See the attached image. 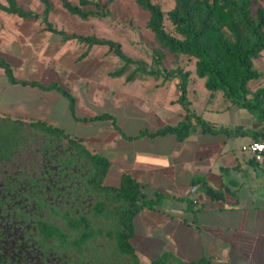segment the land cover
Returning <instances> with one entry per match:
<instances>
[{"label": "crops", "instance_id": "obj_1", "mask_svg": "<svg viewBox=\"0 0 264 264\" xmlns=\"http://www.w3.org/2000/svg\"><path fill=\"white\" fill-rule=\"evenodd\" d=\"M40 7L31 10L38 13ZM53 18L52 7L48 22L67 33ZM0 56L18 81L57 83L74 98L71 110L58 91L12 83L0 68V117L57 128L101 155L109 162L106 186H119L125 174L139 184L143 197L153 199L157 192L164 196L160 206L143 208L133 218L130 243L138 264H151L162 255L169 256L165 264L201 259L208 264H264V153L256 161L242 150L252 141L264 143V122L234 105L203 106L202 113L191 112L228 133L204 132L195 125L182 141L170 133L138 136L184 119L177 93L172 95V80L148 76L141 94L142 79L127 82L108 75L119 61L107 46L63 40L40 19L2 10ZM257 58L264 61V49ZM104 114L112 116L117 128L112 119L98 118ZM195 178L222 191V199L204 195L192 184Z\"/></svg>", "mask_w": 264, "mask_h": 264}, {"label": "trees", "instance_id": "obj_2", "mask_svg": "<svg viewBox=\"0 0 264 264\" xmlns=\"http://www.w3.org/2000/svg\"><path fill=\"white\" fill-rule=\"evenodd\" d=\"M36 1L43 7L38 13L23 8L17 0H5L6 4H0V10L21 18L40 19L47 30L60 34L63 40L76 39L88 47L107 46L119 61L108 73L110 77H124L127 82L146 76L178 78L176 89L180 94L176 102L185 110L184 119L176 125H167L154 132L141 131L138 136L170 133L178 141H182L195 125L201 126L204 132L228 133L226 128H213L189 110L186 96L189 71L182 70L181 67L164 72L159 67L151 69L143 60L126 55L119 42L92 34H67L56 30L48 22L52 1ZM60 2L70 15L88 21L108 16L110 0L103 3L100 0ZM136 3L148 13L146 27L157 43L153 52V61L157 66L164 59V52L174 57L188 56L194 60L196 75L204 79V85L211 93L221 91L232 105L247 110L258 121L264 122V85L258 84L253 90L249 89V83L261 77L253 60L264 49L263 7H257L253 11L251 0H173V7L165 13L152 0H136ZM166 21L171 31L166 29ZM0 68L12 83L21 82L58 91L68 99L70 109L73 110L74 98L61 85L52 83L43 86L35 81H18L10 65L1 56ZM98 118L112 119L117 128L112 116L104 114ZM93 119L95 117L84 120ZM25 129H29V132L25 133ZM239 129L241 128H235L236 131ZM35 134L41 136L35 150L37 159L30 167H23L18 162L21 150L27 148L26 144L36 137ZM61 138L66 140V147L57 143ZM108 167L109 162L104 157L89 152L57 128L41 122L0 117V264H74L70 261L73 256L66 251L74 249L82 252L88 235L83 233L78 239L69 241L61 230L43 220V211L58 202L71 209L75 206L85 208L90 201V189L106 192L113 200L121 203L114 212L117 229L113 244L122 254L130 257L134 264H138L130 243L133 218L143 208L155 209L160 206L164 196L157 192L153 199L143 197L139 184L125 174L121 176L119 186L104 185ZM192 184L198 185L204 195L212 200L223 197L222 191L211 187L202 178L193 179ZM182 199L190 206L193 205L190 198ZM94 209L100 214L104 205L97 203ZM65 217L70 227L77 225L69 212ZM81 220L85 229L88 228L85 220ZM53 239H58L60 244L52 246L50 241ZM168 257L162 255L151 261V264H165ZM202 262L208 264L203 259L189 264Z\"/></svg>", "mask_w": 264, "mask_h": 264}, {"label": "rangeland", "instance_id": "obj_3", "mask_svg": "<svg viewBox=\"0 0 264 264\" xmlns=\"http://www.w3.org/2000/svg\"><path fill=\"white\" fill-rule=\"evenodd\" d=\"M72 3H78V0H70ZM106 0H100L103 3ZM158 3L163 12H167L173 7V0H152ZM252 10L255 11L257 7L264 8V0H251ZM20 4L24 8H30L37 10L41 8L40 3L36 0H19ZM54 9V22L56 25L60 24V27L67 33H79V34H93L99 38L110 39L117 41L121 44L122 51L134 58L140 59L146 62L147 67L156 69L162 68L163 72L172 70L176 67H181L182 70L189 71V78L186 86L187 106L190 111L196 113H202L203 106H231L230 100L226 99L221 91L210 92L204 85V79L196 75L194 69V60L185 55L174 57L172 54L164 52V59L160 65L157 66L153 61V52L157 48V43L154 40L153 34L146 27L148 19V13L142 9L136 0H110L107 7L108 16L104 18H91L88 21H82L79 18L70 15L66 12L60 0H52ZM165 27L168 31H171L169 23L165 22ZM255 69L262 73V77L259 80H253L249 83V89L253 90L258 84L264 82V61L260 58L253 60ZM141 94L144 88V82L148 80V76L142 79ZM168 80V79H167ZM173 81L171 86L172 95L177 98L180 92L175 89L174 82H178V78L169 79ZM160 78L156 80L159 82ZM177 100V99H176ZM175 103V98H173ZM179 106L180 103L176 102ZM182 107V106H181ZM182 110L184 108L182 107ZM215 117L217 116L214 112ZM25 133L29 132V129L24 130ZM36 137L33 140H29L26 144L27 148H22L20 159L18 162L24 166H31L36 161L37 154L35 152L37 142L40 140V134H35ZM40 137V138H39ZM50 138V137H49ZM51 139V138H50ZM56 142L55 139H53ZM58 144L62 147H66V140L64 138L57 140ZM90 201L85 208L74 207L73 209L66 207L61 203H55L51 205L47 211H43V220L49 222L53 226L57 227L67 236L69 241L78 239L83 233L88 235L85 241L82 252H77L74 249H68L67 253L73 256V260H70L74 264H134L133 260L122 254L113 244V236L117 229L114 219L115 210L121 206V203L113 200L110 194L90 189ZM193 195V194H192ZM102 203L104 210L102 213H97L94 209L95 204ZM70 213L72 219L76 222L75 227L68 225L66 215ZM83 218L88 224V228L85 229ZM50 244L54 247L60 244L58 239H53ZM53 247V248H54ZM57 249V248H56Z\"/></svg>", "mask_w": 264, "mask_h": 264}, {"label": "built area", "instance_id": "obj_4", "mask_svg": "<svg viewBox=\"0 0 264 264\" xmlns=\"http://www.w3.org/2000/svg\"><path fill=\"white\" fill-rule=\"evenodd\" d=\"M242 150L247 151L251 156L256 160L260 161L264 153V143L252 141L245 146H242ZM195 189H192L187 196H191L194 193Z\"/></svg>", "mask_w": 264, "mask_h": 264}]
</instances>
